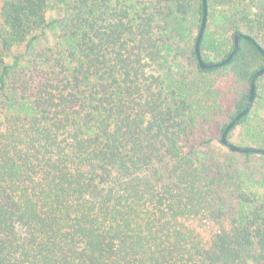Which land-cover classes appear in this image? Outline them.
Here are the masks:
<instances>
[{
    "label": "trees",
    "instance_id": "obj_1",
    "mask_svg": "<svg viewBox=\"0 0 264 264\" xmlns=\"http://www.w3.org/2000/svg\"><path fill=\"white\" fill-rule=\"evenodd\" d=\"M203 61L264 0H206ZM203 0H1L0 264H264V153L221 134L264 56L202 68ZM22 51L12 61V46ZM264 74L227 132L264 148ZM257 105V107H255Z\"/></svg>",
    "mask_w": 264,
    "mask_h": 264
},
{
    "label": "water",
    "instance_id": "obj_2",
    "mask_svg": "<svg viewBox=\"0 0 264 264\" xmlns=\"http://www.w3.org/2000/svg\"><path fill=\"white\" fill-rule=\"evenodd\" d=\"M206 14H207V2L206 0H203V16H202V20H201V25L197 34V38H196V42H195V51H196V55L197 58L199 60V64L202 68H214V67H219L222 65H225L226 63H228L232 57L235 55V53L238 51L239 49V40L241 38H245L248 39L250 41H252L254 44H256L258 50L263 54L264 56V50L257 45V43L255 42V40L249 36L246 33L243 32H238L235 35L234 38V47L232 48V50L221 60L219 61H215V62H210V61H203V59L201 58V54H200V41L204 32V28H205V23H206ZM264 74V66L255 70L251 76V80H250V91H249V97L248 100L244 106V108L239 111L238 113H236L231 120L226 124L225 128L223 129V132L221 134V141L223 142L224 145H226L231 151H235V152H253V153H264V148L261 147H256V146H240V145H236L234 143H232L231 141H229V139L227 138V132L229 131V129L244 115H246L252 104L254 101V94H255V79L258 78L260 75Z\"/></svg>",
    "mask_w": 264,
    "mask_h": 264
},
{
    "label": "rangeland",
    "instance_id": "obj_3",
    "mask_svg": "<svg viewBox=\"0 0 264 264\" xmlns=\"http://www.w3.org/2000/svg\"><path fill=\"white\" fill-rule=\"evenodd\" d=\"M0 4H1V0H0ZM20 51H22V48L20 46H16V45L12 46L9 52L7 53V58H6L7 61L9 62L12 61L13 57L16 54H18ZM257 105H258V108H256L258 111L257 114L264 118V98L260 100ZM257 105L255 107H257ZM244 187L247 191L254 192L264 198V187L253 184H248Z\"/></svg>",
    "mask_w": 264,
    "mask_h": 264
}]
</instances>
